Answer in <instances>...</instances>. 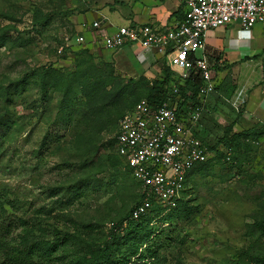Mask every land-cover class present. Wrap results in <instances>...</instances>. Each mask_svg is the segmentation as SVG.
<instances>
[{
    "label": "rangeland",
    "instance_id": "rangeland-1",
    "mask_svg": "<svg viewBox=\"0 0 264 264\" xmlns=\"http://www.w3.org/2000/svg\"><path fill=\"white\" fill-rule=\"evenodd\" d=\"M86 1L0 0V197L7 207L6 222L18 216L27 223L15 227L8 241L23 249L56 241V264H69L72 258L104 243L112 223L133 206L138 193L123 166H119L125 175L121 182H113L115 172L108 164L89 184L75 182L73 172L80 157L72 132L77 122L63 119L66 115L58 106L62 94L44 91L39 77L43 67L74 71L91 41L96 61L112 59L103 52L96 29L91 32L82 26L84 14L90 10ZM256 27L264 25L253 29ZM167 60H161L160 66H166ZM211 71L214 91L199 94L200 102L188 106L202 108L195 132L208 146L209 160L191 177L178 216L170 223L158 222L160 232L142 244L143 253L129 264H257L255 258L264 257V235L255 225L264 219V125L249 129L254 136L241 138L236 160L221 139L243 108H235L230 98L244 70L213 64ZM116 74L139 79L119 67ZM8 86L13 87L11 98L6 95ZM6 97L10 98L8 106L4 105ZM136 98L128 96L124 104ZM78 101H86L82 93ZM107 109L100 112L104 126L97 143L108 154L113 152L119 110ZM239 122L234 132L243 130ZM226 152L231 158L221 156ZM146 244L151 245L152 255L145 252ZM33 260L46 264L40 255Z\"/></svg>",
    "mask_w": 264,
    "mask_h": 264
},
{
    "label": "built area",
    "instance_id": "built-area-1",
    "mask_svg": "<svg viewBox=\"0 0 264 264\" xmlns=\"http://www.w3.org/2000/svg\"><path fill=\"white\" fill-rule=\"evenodd\" d=\"M182 1L183 17L168 27L131 23L101 33V20H95L93 27L102 39V47L111 52L135 44L165 47L171 69L182 80L192 72L200 73L203 80L200 94L208 95L216 87L205 54L208 32L231 23H239L244 31L252 30L257 24L264 25V0ZM83 40L81 36L80 41ZM198 50L202 54L198 55ZM230 102L239 109L246 102L245 90L239 89ZM201 110V107H188L181 112L171 98L158 106L142 99L119 119L114 147L123 169L138 183L141 195L129 219L149 214L155 205L166 213L185 198L189 173L209 158L207 147L195 134ZM127 225L125 220L122 227Z\"/></svg>",
    "mask_w": 264,
    "mask_h": 264
},
{
    "label": "trees",
    "instance_id": "trees-1",
    "mask_svg": "<svg viewBox=\"0 0 264 264\" xmlns=\"http://www.w3.org/2000/svg\"><path fill=\"white\" fill-rule=\"evenodd\" d=\"M82 52L85 56L78 59L74 71L59 72L43 67L42 73L39 74L42 88L46 92L52 90L55 93H61L62 97L59 99L58 106L60 112L66 115L63 116V119L68 122H74V120L77 122L72 132L73 144L77 147L73 148L79 149L76 151V155L80 157L79 162L76 163L78 166L73 172L76 178L75 182H85L84 185L89 184L94 180L92 178L95 175L105 169L106 164L110 165L115 172L112 174L114 176L113 182L119 180L121 182L125 175L121 173L119 166H122L123 163L114 145L113 152L107 154L102 152L97 143L99 131L104 126L101 125L103 119H100V112L108 110L109 106L112 107L110 112L113 109L119 110L112 139L115 143L119 119L143 97L154 106H158L171 98L172 103L176 104L178 110L182 112L187 110L189 104L200 102L198 97L203 80L200 73L196 72H192L188 78L182 80L168 63L166 66H161L159 77L151 81L145 75L139 76L138 81L135 80L137 77L126 79L116 74V67L112 61L106 59L96 61L95 54L89 48L83 49ZM19 85L17 84L15 87ZM12 88V86L11 89L8 86L6 89V95L9 97L12 94ZM79 93L85 96L86 101H78ZM131 95L139 98L125 105L126 98ZM10 98L4 99L5 106H8ZM243 111L242 108L237 113V119L226 127L225 134L221 139L225 147L235 153L233 157L236 160H239L237 150L243 145L241 138L253 134L249 131L251 128H244L239 132L233 131V127L236 121L242 117ZM84 123L86 125L83 127L82 124ZM206 147L208 150V146ZM228 153L220 154L223 157L231 158L230 153ZM125 171L130 174L127 170ZM133 183L138 186L135 180ZM140 199L141 195L138 192L136 202L128 208L124 215L115 220L111 227L110 237L104 243L97 244L96 249L88 250L84 256L72 258L69 264H129L134 262L132 261L133 257L141 256L143 253V249L140 248L142 244L148 243L156 236V233L160 232L161 226L158 222L170 223L173 218L178 216L179 210L185 204V198H183L176 208L166 213H162L163 209L155 205L149 214L139 219H129L135 204ZM6 208L4 200L0 197V255L3 257V264H39L33 260L39 255L46 260V264H56V261L59 260V255H55L58 251L56 241L49 242L45 246L36 243L31 245L29 249L18 248L10 242V239L8 241L9 235L16 228L26 226L27 223L26 219L18 216L15 220L11 219L6 222ZM125 220H128V225L122 227ZM255 225L260 234L264 235V219L256 221ZM144 248L146 253L152 255L151 245L146 244ZM88 254L90 255L87 256ZM255 261L257 264H264V257H256ZM135 264L137 263L135 262Z\"/></svg>",
    "mask_w": 264,
    "mask_h": 264
},
{
    "label": "crops",
    "instance_id": "crops-1",
    "mask_svg": "<svg viewBox=\"0 0 264 264\" xmlns=\"http://www.w3.org/2000/svg\"><path fill=\"white\" fill-rule=\"evenodd\" d=\"M86 5L90 10L85 12L82 26L91 32L95 31V20L103 22L101 33H110L118 26L131 23L168 27L184 15L182 0H88ZM92 5L95 6L91 8ZM93 12L95 15L91 17ZM86 47L91 50L92 41L87 42ZM103 52L111 54L110 61H115L116 68L119 67L124 73L157 78L161 70L160 61L168 58L169 51L163 46L142 47L135 44L116 52L103 48ZM114 54H118V57ZM205 54L211 67L215 64L221 68L238 67L244 70L243 79L232 88L233 95L239 89L246 92L244 111L238 126L244 129L264 125V27L244 31L239 23H231L211 29L207 35ZM203 164L197 165L189 173L186 193L191 177Z\"/></svg>",
    "mask_w": 264,
    "mask_h": 264
}]
</instances>
